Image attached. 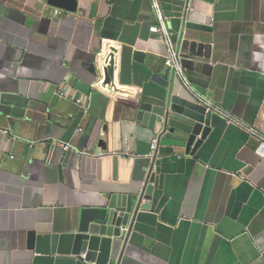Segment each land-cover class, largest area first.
Listing matches in <instances>:
<instances>
[{
    "label": "crops",
    "instance_id": "0c3cea01",
    "mask_svg": "<svg viewBox=\"0 0 264 264\" xmlns=\"http://www.w3.org/2000/svg\"><path fill=\"white\" fill-rule=\"evenodd\" d=\"M76 1L0 0V264H29V232L70 231L112 195L136 202L142 157L150 207L118 264H264V0H156L186 78L223 113L192 155L177 130L157 135L137 116L143 102L191 98L150 32L152 0ZM109 43L134 96L97 88Z\"/></svg>",
    "mask_w": 264,
    "mask_h": 264
},
{
    "label": "water",
    "instance_id": "95a60500",
    "mask_svg": "<svg viewBox=\"0 0 264 264\" xmlns=\"http://www.w3.org/2000/svg\"><path fill=\"white\" fill-rule=\"evenodd\" d=\"M47 3L69 12L77 8L76 0H47ZM117 56V48L107 44L101 57L102 80L97 88L110 97L134 96L132 89L116 82ZM134 58L141 60L142 53L136 51ZM212 114L192 98L172 94L162 105L143 102L137 107L138 119L155 134H174L177 130L188 155L194 154L209 134ZM152 161L148 157L135 160L137 179L149 181L142 193L140 190L136 202L132 196L112 195L100 207L82 209L70 231L42 235L29 232V264H118L130 225L140 210L150 207L155 176L151 171ZM143 168L148 171L145 173Z\"/></svg>",
    "mask_w": 264,
    "mask_h": 264
},
{
    "label": "built area",
    "instance_id": "2783aa9c",
    "mask_svg": "<svg viewBox=\"0 0 264 264\" xmlns=\"http://www.w3.org/2000/svg\"><path fill=\"white\" fill-rule=\"evenodd\" d=\"M153 7L157 13L158 25L152 26L150 32L157 33L161 36L162 43L166 48V53L164 55V67L167 68L174 78L178 80L184 89L189 93L192 100L203 106L206 111H211L213 113L223 114L219 108L213 105V103L204 96L192 83L188 81L185 73L180 64V53L179 49L173 39L172 33L165 27L164 19L160 13L159 7L156 0H152ZM157 144V139L153 141L152 148L155 149ZM64 151H76L79 154H85L84 151H78L70 147V145H61ZM256 154L260 157L264 156V137H259V145L256 149Z\"/></svg>",
    "mask_w": 264,
    "mask_h": 264
}]
</instances>
